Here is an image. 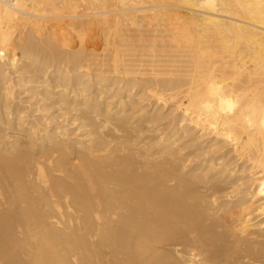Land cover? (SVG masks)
<instances>
[{"label": "bare ground", "instance_id": "6f19581e", "mask_svg": "<svg viewBox=\"0 0 264 264\" xmlns=\"http://www.w3.org/2000/svg\"><path fill=\"white\" fill-rule=\"evenodd\" d=\"M0 264H264V0H0Z\"/></svg>", "mask_w": 264, "mask_h": 264}, {"label": "rangeland", "instance_id": "374dc122", "mask_svg": "<svg viewBox=\"0 0 264 264\" xmlns=\"http://www.w3.org/2000/svg\"><path fill=\"white\" fill-rule=\"evenodd\" d=\"M97 47H98V49H100L99 51L102 50V46H101V44H99V46H97Z\"/></svg>", "mask_w": 264, "mask_h": 264}]
</instances>
